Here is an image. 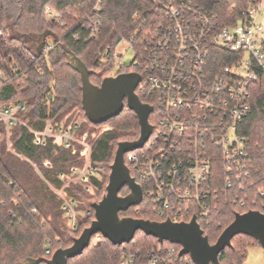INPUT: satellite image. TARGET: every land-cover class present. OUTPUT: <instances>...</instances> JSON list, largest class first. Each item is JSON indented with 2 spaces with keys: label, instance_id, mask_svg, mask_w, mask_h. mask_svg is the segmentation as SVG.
<instances>
[{
  "label": "trees",
  "instance_id": "16d2710c",
  "mask_svg": "<svg viewBox=\"0 0 264 264\" xmlns=\"http://www.w3.org/2000/svg\"><path fill=\"white\" fill-rule=\"evenodd\" d=\"M205 2L213 4L215 0ZM96 4L97 0H0V72L8 79L1 91L0 104L26 103L27 110L19 113L18 118L36 131H43L47 121H65L68 124L78 112L82 114L87 121L77 132V138L94 144L92 164L104 174L102 182L93 180L98 186L95 195L79 185L67 189L68 195L77 203L79 212L80 228L75 232L68 228L63 202L51 187L61 189L63 182L60 175L84 166L83 147L75 144L73 148L65 149L61 139L52 138L47 140L46 146H36L35 137L26 127L14 126L10 137L12 149L35 164L38 173L29 162L8 149L7 139L3 135L0 138V264L51 259L57 250L71 247L74 240L95 220L93 205L107 193L118 145L140 138L138 118L127 106L119 116L104 124H93L87 118L82 105L81 75L72 67L70 56L74 55L85 65L91 84L100 87L103 79L115 69L118 45L131 41L138 52L144 44L142 42L151 41L164 24V12L151 0H102L95 10ZM47 9L55 12L57 18H48ZM218 14L224 19L231 12ZM224 20L227 22V19ZM93 24L99 25V33L90 38ZM46 46H51L47 56L43 53ZM229 62L219 61L216 66ZM116 72L118 75L136 73L137 70L124 67ZM137 96L142 103L152 106L138 90ZM149 122L154 124L152 115ZM110 124L114 126L112 130L98 137L102 126ZM241 133L247 138L246 149L254 165L243 191L235 189L233 193L222 194L217 210L207 223L197 215L199 225L212 245L234 221L236 214L249 211L264 214L262 82L255 93L252 113L243 123ZM47 160L52 164L50 168L43 166ZM214 169L216 176L223 177V166H215ZM143 188L145 190L144 185ZM129 193V188L125 187L120 195ZM121 216L163 221L157 214V206L147 199L121 213ZM170 245L169 242L160 244L157 239L141 231L130 244H125L127 248L143 250ZM255 245L260 246L251 237L236 236L232 246L220 254V264H243L248 256V247ZM123 246H114L103 236L97 235L93 237L90 247L81 256L69 260L68 264H119ZM46 250L50 253L47 254ZM181 261L182 264H193L189 256L182 257Z\"/></svg>",
  "mask_w": 264,
  "mask_h": 264
},
{
  "label": "built area",
  "instance_id": "2783aa9c",
  "mask_svg": "<svg viewBox=\"0 0 264 264\" xmlns=\"http://www.w3.org/2000/svg\"><path fill=\"white\" fill-rule=\"evenodd\" d=\"M151 1L164 12L159 31L151 41L144 40L138 52L133 42L120 43L126 42L135 54L128 67L141 76L137 90L152 104L154 117L149 140L142 149L127 153L126 163L143 189V201H153L163 221L188 223L195 217L199 223V217L207 223L222 194L243 191L254 167L241 127L264 84L263 0ZM101 2L97 0L95 10ZM46 13L57 18L50 9ZM218 13H225L227 22ZM98 33L99 25L93 24L90 38ZM50 51L51 46L43 49L45 56ZM224 60L230 62L216 66ZM7 82L0 72V95ZM26 110L23 102L0 104V138L5 135L12 153L17 155L10 144L16 125L33 134L36 146L44 147L52 138L61 139L65 149L75 144L84 149V166L62 173L61 189L51 187L63 202L68 227L77 232V203L67 189L79 185L95 195L98 186L93 180L104 179L103 171L92 164L94 144L77 138L86 119L77 117L68 124L47 121L43 131H36L18 118ZM110 130L104 128L98 137ZM43 166L52 164L47 160ZM215 166H223V177L215 175ZM180 251L174 244L151 250L124 245L119 264H182Z\"/></svg>",
  "mask_w": 264,
  "mask_h": 264
},
{
  "label": "water",
  "instance_id": "95a60500",
  "mask_svg": "<svg viewBox=\"0 0 264 264\" xmlns=\"http://www.w3.org/2000/svg\"><path fill=\"white\" fill-rule=\"evenodd\" d=\"M46 38L47 35L44 36ZM70 63L81 75L82 105L87 118L93 124H104L119 116L127 106L136 114L141 134L135 142H121L118 145L107 193L93 205L95 220L74 240L73 245L57 250L51 259L28 260L24 264H68L69 260L81 256L90 247L94 236L101 235L114 246H122L130 244L139 231L157 239L160 244L169 242L179 245V256H189L194 264H220V254L232 246V240L238 235L255 239L264 249V214L259 211L236 214L234 221L213 245L195 217L188 223H175L171 220L161 222L121 216V213L139 206L143 201V189L132 177L125 155L142 149L149 140L153 127L148 118L153 108L143 104L136 94L141 83L138 73L109 76L103 79L100 87H95L90 82L87 68L78 58L71 55ZM125 187L129 188L130 193L121 196L120 192Z\"/></svg>",
  "mask_w": 264,
  "mask_h": 264
},
{
  "label": "rangeland",
  "instance_id": "374dc122",
  "mask_svg": "<svg viewBox=\"0 0 264 264\" xmlns=\"http://www.w3.org/2000/svg\"><path fill=\"white\" fill-rule=\"evenodd\" d=\"M262 4L264 6V0L262 1ZM56 17H57V15H56ZM134 56H135V54H134L133 50L130 48V46L126 42L118 45V47L116 48L115 69H114V71H112L110 76H115L117 74L116 71H118V68L120 66H123V67L130 66V64L132 63V61L134 59ZM77 117L81 118V117H83V115L79 114V112H78L76 114L75 118H77ZM113 127L114 126L111 124L110 125H104V126H102L101 130H103L104 128H113ZM89 128H91V126H89ZM82 214H83V212H82ZM64 219L66 220V224H67V219H66L65 215H64ZM67 226H68V224H67ZM243 264H264V249L261 248L260 246H257V245L248 247V256H247V259L244 261Z\"/></svg>",
  "mask_w": 264,
  "mask_h": 264
},
{
  "label": "flooded vegetation",
  "instance_id": "af4514ba",
  "mask_svg": "<svg viewBox=\"0 0 264 264\" xmlns=\"http://www.w3.org/2000/svg\"><path fill=\"white\" fill-rule=\"evenodd\" d=\"M124 73H134V72H124ZM136 94H137V91H136ZM143 104H146V103H143ZM147 105H149V104H147ZM149 106H151V105H149ZM150 116H151V114H150ZM150 116H149V118H148V121H149V119H150ZM149 124H150V122H149ZM151 125V124H150Z\"/></svg>",
  "mask_w": 264,
  "mask_h": 264
}]
</instances>
